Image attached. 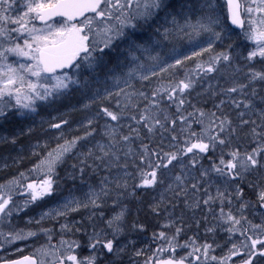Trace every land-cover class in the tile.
I'll use <instances>...</instances> for the list:
<instances>
[{
  "label": "snow or ice",
  "instance_id": "obj_1",
  "mask_svg": "<svg viewBox=\"0 0 264 264\" xmlns=\"http://www.w3.org/2000/svg\"><path fill=\"white\" fill-rule=\"evenodd\" d=\"M226 9L0 0V264H264V0Z\"/></svg>",
  "mask_w": 264,
  "mask_h": 264
},
{
  "label": "rangeland",
  "instance_id": "obj_2",
  "mask_svg": "<svg viewBox=\"0 0 264 264\" xmlns=\"http://www.w3.org/2000/svg\"><path fill=\"white\" fill-rule=\"evenodd\" d=\"M218 3L222 6V10L224 11V13H225V15H226V9H225V5H224L223 0H218ZM244 54L246 55L247 53L245 52ZM193 102H194V101H193ZM113 103H114V102H113ZM207 106H208V107H211L210 104L207 105ZM53 115H56V113H53ZM73 118H74L75 120H80V119H81V116H80L79 114H75V113H74V114H73ZM72 128H73V130H75V129L77 128V125L74 123V124L72 125ZM66 131H67V130H66ZM79 134H82V133H79ZM40 135H41V143H43L44 140L49 139L48 137H45V136H43L42 134H40ZM97 139H99V137H97ZM32 143L35 144L36 141L33 140ZM51 147H55V141H54V140L51 141ZM3 155H7V152H5L2 148H0V156H3ZM12 155L15 156L16 153H15V152H12ZM24 155H25V156H30V152H29V151H26V152L24 153ZM33 163H35V160H32L31 162H29L28 159H25V161L23 162V164L19 166V170H20V171H24V170L27 169V168H31L32 165H33ZM69 163H71V161H69ZM8 164H9L11 167H10L9 169H4V168H3V161L0 160V183H3L5 180L11 178V176H12L13 174H15L16 171H17V166L12 165V161H11V159L8 160ZM66 166H67V165H66ZM66 166H65V167H66ZM59 171H60V174H61V175H64V167H63L62 169H59ZM76 183L79 184V183H80L79 180H77ZM69 184H71L70 181H69ZM213 192H214V190H213ZM109 204H111V201H109ZM39 211H40V210H36L35 212H32V211L25 210V213H21V215H20L19 218H16V217L13 218L12 224H13L14 226H16V227H19V228L32 227L33 230H36V226H35V225L27 226V225L25 224V221L27 220V218H28L29 216H33V215H35L36 218H38ZM109 214H110V213H109ZM189 215H190V214H189ZM134 217H135L134 214H131V215L129 216V218H128V220H129V224L131 223V220H132ZM75 218H76L77 220H79V219H80V216H76ZM61 222H63V221H61ZM257 222H258V220H257ZM44 226H45V227H52V226H53V222H48V221H46L45 224H44ZM55 228H56L57 231H58V230H59V224H55ZM157 228H158V230H159V226H158ZM195 231H196L195 226H193L192 230L189 231L187 234H188V235H192L193 232H195ZM200 235H201V237H203V229L200 230ZM59 238H60V237H59L58 235L55 236V238H54V240H53V243H56V242L59 240ZM77 238H78V237H77ZM127 239H128V240H135V241L137 242L136 246H137L138 248H139V247H144L145 245H149V244H151V239H149V237L146 236L144 233L139 234V235H138L137 233H131V234H129V235L127 236ZM45 242H46V240H45V238H44L42 235H40L39 237L29 238V240H27V241H24V242H17L15 246H10V247H8V253L13 254V255H12V258H18V255H20V254H16V253H15V249H16L17 247H19V248H23V249H24V252H23L22 254L26 255V254H28L30 251H32V250L34 249V247L39 246L40 244H43V243H45ZM152 247H155V245L152 244ZM84 254H87V252L85 251ZM180 254L183 255L184 253L181 252ZM217 254L219 255L220 253H217ZM5 255H6L5 251L2 250V249H0V256H5ZM127 260H128V257H125V261H127Z\"/></svg>",
  "mask_w": 264,
  "mask_h": 264
},
{
  "label": "trees",
  "instance_id": "obj_3",
  "mask_svg": "<svg viewBox=\"0 0 264 264\" xmlns=\"http://www.w3.org/2000/svg\"><path fill=\"white\" fill-rule=\"evenodd\" d=\"M195 102V101H194ZM208 107V106H207ZM66 166V165H65ZM64 166V167H65ZM63 167H61L60 169H62ZM146 206H145V211H146ZM145 211H141L139 213V217H140V220L145 222L146 223V228H147V231L144 232V234L146 236L149 237V239H151L152 237V232L154 230L158 231V224H157V221L153 218V219H149L146 215H145ZM132 214H134L135 216L137 215L136 211H135V208H133V211H132Z\"/></svg>",
  "mask_w": 264,
  "mask_h": 264
},
{
  "label": "water",
  "instance_id": "obj_4",
  "mask_svg": "<svg viewBox=\"0 0 264 264\" xmlns=\"http://www.w3.org/2000/svg\"><path fill=\"white\" fill-rule=\"evenodd\" d=\"M224 3H225V5H226V0H224ZM227 10V9H226ZM237 31H239L238 29H237Z\"/></svg>",
  "mask_w": 264,
  "mask_h": 264
}]
</instances>
